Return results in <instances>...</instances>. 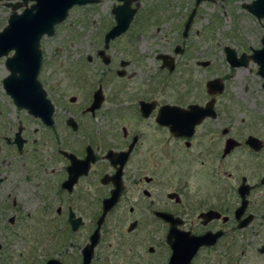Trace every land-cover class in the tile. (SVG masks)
<instances>
[{
	"label": "flooded vegetation",
	"instance_id": "1",
	"mask_svg": "<svg viewBox=\"0 0 264 264\" xmlns=\"http://www.w3.org/2000/svg\"><path fill=\"white\" fill-rule=\"evenodd\" d=\"M160 1H132L127 28L106 43L115 24L112 9L120 1L95 0L68 9L105 4L109 21L98 31L100 46L84 57L88 64L98 60L105 66L97 80L74 71L85 80L80 90L86 101L78 110L57 111L40 80L47 63L41 40L58 33L54 27L66 17L51 35L38 38L37 64L11 71L14 50L0 56L2 95L24 112V120L15 124L6 116L0 121V264H264L262 111L252 106L237 119L241 112L222 99L224 78L197 84L182 76L178 70L184 64L179 63L190 49L196 51L189 43L157 47L161 25L154 18ZM186 1L169 0L181 17L182 40L191 31L199 36L211 28L210 20L193 27L204 3L234 1L255 24L246 31L243 48L231 42L222 52L227 47L236 60L244 56V65L236 67L256 76L261 95L255 96L262 98L264 78L258 68L264 61V0L259 16L258 9L252 8L254 14L247 8L254 0ZM32 4L0 0V32L9 16ZM113 43H119L116 61L107 53ZM136 50L150 54V73L128 87L134 71L126 68L138 57ZM163 56L171 61L170 69L162 66ZM34 70L53 107L49 122L17 107L2 84L7 76L17 80L20 75L28 84ZM109 70L119 80L106 93ZM212 79L221 84L219 93L207 92ZM67 100L74 103L75 96ZM205 106L210 109L202 116Z\"/></svg>",
	"mask_w": 264,
	"mask_h": 264
},
{
	"label": "rangeland",
	"instance_id": "2",
	"mask_svg": "<svg viewBox=\"0 0 264 264\" xmlns=\"http://www.w3.org/2000/svg\"><path fill=\"white\" fill-rule=\"evenodd\" d=\"M107 1L104 0V3L106 4ZM162 1H160L163 5L162 9L157 12L154 18L156 23L161 25V30L155 37L157 47H164V45L171 46L175 43H189L195 48L196 52L194 53L190 49V53L185 57L187 60L179 63V65L184 64V70H178L183 72L182 76L189 78L190 83L197 84L210 78H224L225 87L222 99L232 101V109L241 112L239 117L237 116V119L242 117V112L252 110L253 106L262 111L260 115L264 128V95H262V98H256L255 96L261 95V92L258 91L256 76H252V73L248 72L246 67H230L225 61L222 52V46H229L231 42H233L232 44L239 42L242 46L241 48H243L246 44L245 33L250 27H255V24L250 22V19H248L242 10L237 9L238 5L234 1L222 2L223 5L220 2L204 3L199 6L198 13L201 16L196 17L193 27L200 28L206 21L210 20L211 28L209 29L211 30L205 29L199 36H196L191 31L186 40H182L179 36V21L181 17L176 12V3L170 4L169 0ZM166 2L171 7L163 4ZM181 2L187 1L181 0ZM105 4L71 8L64 21L54 27V30L58 33L50 37H43L41 40L40 48L43 50L44 59L47 63L41 72L40 80L43 83V89L48 99H50L51 103L54 102L53 104H55L57 111H62L63 109L74 111V109L78 110L81 108V104H84L86 101V94L80 90L81 82L85 83V75L92 80H97L100 72L105 68L98 60H92L91 64H88L84 59L86 53L92 51L95 46H100L101 40L98 31L105 30L106 25H109V21L104 18ZM178 6L180 7V5ZM167 9H169V12ZM96 14L99 16L94 19ZM101 14L102 16L100 17ZM167 20L170 21L168 22ZM162 22L164 23L162 24ZM133 27L132 25L131 31H133ZM125 40L128 42L127 36ZM134 41L137 40L134 38ZM218 43L219 46L217 45ZM118 47L119 43H113L110 49L107 50V53L113 56L114 61L120 55ZM135 52L138 53V57H132L131 63L126 68L128 71H134V74L128 79V87H132L133 84L140 82L150 73V54L147 52L143 53L140 50H136ZM196 59L208 60L209 63L204 66L196 65L194 64V60ZM92 63L96 65L93 66ZM75 70L81 72L84 77L79 78L77 74H74ZM1 73L2 68L0 67ZM106 80H108V83L111 82L109 86L104 85L103 90L106 93H110V86L119 79L109 70ZM109 88L110 90L107 91ZM255 90L258 92H255ZM60 94L64 96L63 99L60 97ZM70 95L75 96L74 103H70L67 100ZM0 110L7 112L6 114L0 113V121L5 120L3 116H6L9 122L13 124L18 120H24L22 117L24 116V112L18 110L11 103H7L1 89ZM25 124L30 125L28 123ZM34 181L36 180L33 179L32 182ZM47 247L45 245L46 249ZM45 253L49 254L47 250Z\"/></svg>",
	"mask_w": 264,
	"mask_h": 264
},
{
	"label": "water",
	"instance_id": "3",
	"mask_svg": "<svg viewBox=\"0 0 264 264\" xmlns=\"http://www.w3.org/2000/svg\"><path fill=\"white\" fill-rule=\"evenodd\" d=\"M94 1L33 0V4L28 9L18 15L9 16L6 26L0 32V56L4 55L8 49L14 50L13 59L9 58L8 65L11 71L26 69L23 66L24 63H29L31 66L37 64L39 62L37 49L38 38L42 35H51L54 25L60 23L66 17L67 11L71 6L92 3ZM118 1L121 4L112 9L115 24L105 35V43L109 38L117 36L127 28L134 12V9L128 6L134 0ZM247 8L252 12H254L252 8L258 9L259 13H256V15L259 16L261 14L262 0H254ZM104 47H106V44ZM223 54L225 61L230 67L244 65L243 55L236 60L233 51L227 47L223 49ZM162 59V66L166 65L170 69L172 66L171 61H167L166 63L164 56ZM11 63H19V65L17 66ZM35 72V70L32 71L31 82L28 84L23 81L25 78L24 75H20L17 80H15L16 78L11 80L10 76H7L2 81V84L6 93L17 107L24 108L30 114L41 116L49 122L53 107L46 98L41 86L39 87L34 79ZM258 73L264 78V61L259 63ZM262 86L264 87V81L262 82ZM206 88L208 93H219L221 84L218 82V79H212L206 82ZM97 98L93 100L92 105L89 107L90 110L96 106ZM209 109L208 106L201 108L200 114L202 116L206 115V111Z\"/></svg>",
	"mask_w": 264,
	"mask_h": 264
}]
</instances>
